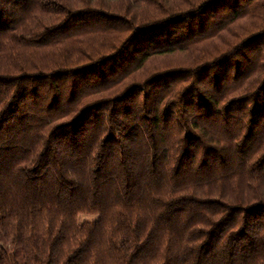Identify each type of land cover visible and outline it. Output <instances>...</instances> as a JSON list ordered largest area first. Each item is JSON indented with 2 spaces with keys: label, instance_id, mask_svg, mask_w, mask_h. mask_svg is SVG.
Wrapping results in <instances>:
<instances>
[{
  "label": "trees",
  "instance_id": "16d2710c",
  "mask_svg": "<svg viewBox=\"0 0 264 264\" xmlns=\"http://www.w3.org/2000/svg\"><path fill=\"white\" fill-rule=\"evenodd\" d=\"M0 264H264V0H0Z\"/></svg>",
  "mask_w": 264,
  "mask_h": 264
},
{
  "label": "rangeland",
  "instance_id": "374dc122",
  "mask_svg": "<svg viewBox=\"0 0 264 264\" xmlns=\"http://www.w3.org/2000/svg\"><path fill=\"white\" fill-rule=\"evenodd\" d=\"M181 60L182 59L180 58V56H171V57L159 58L153 63L157 64V66L159 67H168L178 64ZM95 218H96L95 215L83 214V215H79L77 220L78 222H83L85 220H93Z\"/></svg>",
  "mask_w": 264,
  "mask_h": 264
}]
</instances>
